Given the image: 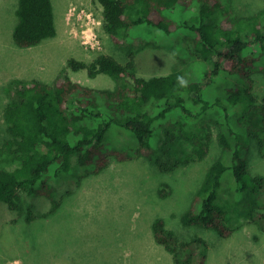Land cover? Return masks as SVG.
Wrapping results in <instances>:
<instances>
[{
	"label": "trees",
	"instance_id": "16d2710c",
	"mask_svg": "<svg viewBox=\"0 0 264 264\" xmlns=\"http://www.w3.org/2000/svg\"><path fill=\"white\" fill-rule=\"evenodd\" d=\"M94 1L103 8L106 35L117 48H130V62L123 65L105 53L91 63L68 61L73 71L86 70L92 77L110 76L116 82L113 91L97 93L68 76L55 86L16 79L5 88L9 102L4 121L9 137L0 146V202L22 213L21 192L54 199L56 189L48 179L70 172L74 162L85 179L101 174L114 161L144 157L165 173L204 161L213 136L205 130L194 133L192 126L209 112L218 111L234 138L232 143L226 133L218 137L223 151L231 155L230 161L218 159L207 169L181 223L185 228L215 231L223 238L239 230L229 225L221 199L225 176L232 171L237 195L242 197L250 191L256 196L258 207L251 210L250 224L264 225V177L248 180L247 157L251 145L257 146L261 155L264 151V96L256 95L253 77L258 70L264 74V7L254 15L238 17L232 0ZM15 16L18 21L13 40L19 48L35 47L57 36L52 0H19ZM178 34L194 39L192 54L206 64L207 81L188 79L180 71L149 79L139 77L136 49L147 40L162 42ZM221 73L233 79L225 101L206 95L208 84L217 81ZM235 113L240 115L236 123L242 126L253 116L260 119L256 127L247 125L245 134L250 132L251 137L245 157L239 148L240 133L232 126ZM113 128L132 134L136 147L127 150L109 144L106 139ZM161 128L166 130L164 146L180 138L191 140L192 154L170 166L154 157ZM158 194L168 197L170 186L163 184ZM60 205L54 203L50 215ZM29 214L31 221V210ZM152 233L176 264H206L209 246L205 238L180 240L162 218L153 222Z\"/></svg>",
	"mask_w": 264,
	"mask_h": 264
},
{
	"label": "rangeland",
	"instance_id": "374dc122",
	"mask_svg": "<svg viewBox=\"0 0 264 264\" xmlns=\"http://www.w3.org/2000/svg\"><path fill=\"white\" fill-rule=\"evenodd\" d=\"M52 1L57 36L35 47L19 48L13 40L19 0H0V146L9 137L4 121V109L9 102L5 88L13 80H39L55 86L60 78L68 76L101 93L113 91L116 82L105 74L92 77L86 70L73 71L68 61L91 63L105 53L123 65L130 62V48H117L106 35L103 8L98 3ZM231 6L238 17L251 16L264 7V0H232ZM193 42L191 36L183 34L162 42L147 40L136 49L137 75L149 79L180 71L188 79L207 81L206 64L192 54ZM253 77L256 95L264 96V74L258 70ZM232 83V77L221 73L217 81L208 84L206 95L225 101ZM188 103L195 111L190 100ZM219 115L218 111H211L192 126L194 133L205 130L213 136L210 154L204 161L167 173L144 157L124 163L114 161L101 174L85 179L74 162L70 172L59 179H48L56 189L54 199L21 192L22 213L11 211L0 202V264H176L154 239L152 224L158 218L180 240L205 238L209 246L206 264H264V225L250 224L251 210L258 207L256 196L250 191L242 197L237 195L232 171L225 176L221 199L228 211L229 225L239 230L223 238L215 231L185 228L181 223L207 169L218 159L230 161L231 155L223 151L218 137L226 133L232 143L234 138ZM239 117V113L234 114L232 126L240 133L239 148L244 156L251 137L250 132L245 134L247 125L256 127L260 119L253 116L242 126L236 123ZM159 131L154 157L170 166L192 154L191 140L180 138L164 146L166 130ZM106 140L118 149L131 150L137 145L132 134L117 128L109 132ZM262 154L251 145L247 154L249 181L264 177V151ZM163 184L170 186L166 198L158 194ZM56 202L61 204L60 208L50 215ZM29 210L33 215L31 221Z\"/></svg>",
	"mask_w": 264,
	"mask_h": 264
}]
</instances>
